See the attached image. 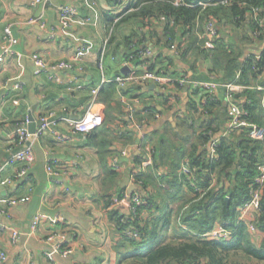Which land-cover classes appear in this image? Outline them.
I'll use <instances>...</instances> for the list:
<instances>
[{"label": "crops", "instance_id": "0c3cea01", "mask_svg": "<svg viewBox=\"0 0 264 264\" xmlns=\"http://www.w3.org/2000/svg\"><path fill=\"white\" fill-rule=\"evenodd\" d=\"M29 1L0 0V34L9 25L18 39L16 49L22 54L6 58L0 67V178L4 181L0 185V226L4 227L0 231V251L7 256L2 264H118L120 254L116 245L121 238L102 197L115 198L117 194L129 193L134 186L141 195L153 197L161 208L156 214L155 210L142 213L143 218L152 219L167 206L173 212L171 223L176 226L179 221L174 214L191 194L183 184L177 182L174 187L173 180L168 179L177 175L181 158L176 163L172 160L177 159L178 152L197 142L206 123L212 122L211 127L215 129L212 139L226 133V108L241 104L246 97L242 95L245 90L255 93L259 100L258 118L264 121V72L249 74L247 83L239 80L238 72L230 82L235 89L227 91L221 79L222 71L212 72L209 60L189 58V62L178 59L174 66H168V77L186 78L181 86L172 82L144 85L137 81L119 85L115 81L117 76H126L131 71L140 75L147 69L146 64H133L125 58L126 38L135 33L139 24L136 19H127L114 25L112 46L102 57V43L108 30L104 16L122 14L133 0L122 5L116 0H50L36 7H29ZM62 4L72 5L78 11L66 28L58 19L57 7ZM86 17L91 18L90 23H82ZM32 19L36 22L29 23ZM41 21L45 22V29L40 28ZM217 28L218 37L221 34L226 40L235 38V44L243 49L240 59L245 55L258 56L264 51V40L249 39L251 32L247 28ZM81 43L86 47L82 70L75 65L60 74L59 83L45 75L33 74L30 54H40L48 61L71 60ZM146 44L153 59L158 57L159 50L164 58L173 53L156 46L155 40H148ZM167 64L166 60L157 63L164 67ZM124 68L128 69L126 73L122 71ZM73 76L84 86L82 90L67 89L65 82ZM202 82L216 84L209 91L218 105L210 110L199 106L201 94H195L201 87L193 83ZM17 83L22 85L19 91L14 89ZM109 83H114L115 89L111 97H106L101 91ZM94 87L98 88L95 98L90 92ZM14 97H18L17 104L11 101ZM88 110L103 114V124L96 130L82 135L74 132L68 121L58 120L51 130L31 141L34 162L24 177L17 175L19 164L6 165V149L9 145L19 148L14 143L15 133L24 128L29 113L37 127L38 119L49 111L54 112V118L78 120ZM57 135L67 139L59 142ZM206 148L209 150V144ZM50 158L60 162L55 167V175L46 171ZM146 159L151 162L139 174L147 180L152 177V181L140 188L131 174ZM112 160L118 161L119 170L111 169ZM24 197L28 200L8 204L10 198ZM117 205L114 202L110 207L115 209ZM37 214L41 220L32 228L31 222ZM172 229L168 227L166 234L161 235L164 242L174 238ZM11 231L19 233L17 242L12 241ZM56 232L67 236L71 249L68 256L53 254L47 239ZM253 238L259 243L262 235L258 232ZM45 253L51 256L47 258Z\"/></svg>", "mask_w": 264, "mask_h": 264}, {"label": "trees", "instance_id": "16d2710c", "mask_svg": "<svg viewBox=\"0 0 264 264\" xmlns=\"http://www.w3.org/2000/svg\"><path fill=\"white\" fill-rule=\"evenodd\" d=\"M185 1L189 5L176 6L173 0H137L126 7L122 14H105L109 35L107 50L112 46L114 25L116 27L127 19H136L139 26L135 33L126 38L125 58L133 64H146L147 71L156 69L167 75L168 66H174L178 59L189 62V58H202L210 61L212 72L222 71L221 79L226 84L232 82L238 72L239 80L244 83H247L249 74L264 72V51L258 56L245 55L240 59L243 49L235 44V38L229 37L226 40L220 34L215 39L214 48L210 50L203 47L201 38L206 22L212 20L219 28H247L251 32L249 39L252 37L257 41L264 40L263 30L252 18L257 10L264 20V0H228L223 4L218 2L219 0ZM198 1L206 3V6H192ZM116 3L118 4L117 0ZM244 38L248 39V35ZM148 40H155L156 46H161L160 48L168 53L172 46H176L173 57L169 54L164 58L159 50L158 57L154 59L152 55L142 58L140 53L148 48L144 45ZM164 60L168 61L167 66L157 65L162 64ZM173 84L179 85L177 81ZM114 89L115 84L109 83L101 93L111 97ZM195 94H201L199 106L204 110L218 105L213 93L208 89L199 88L195 90ZM242 95L246 97L237 105L246 112L241 119L249 126L236 128L229 133L224 132L215 139L218 141L215 147L216 158H211L210 151L206 148L214 140L212 136L215 134V129L211 127L212 122H209L200 131L197 142L192 143L187 150L178 152L177 159L172 160V163H176L180 158L181 162L187 159L191 177L200 189L197 191L190 185L192 180H187L179 174V161L178 176L171 175L168 179L173 180L174 187H177V182L183 184L191 197L183 202L174 214L176 221H179L176 226L171 223L173 212L167 209V206L162 208V214L152 219L143 218L142 213L155 210L156 214L161 208L154 202L153 197L141 195L139 189L134 192L139 194L141 204L133 215H124L110 207L122 198L124 193L117 194L115 198L111 195L102 197L108 216L114 222L115 231L121 238L116 245L120 254L118 264H240L234 261L235 257L264 264V197L261 210L254 219L255 226L262 235L259 243L254 241L246 223L238 220V208L249 199V190L257 175V166L261 163L260 155L264 148L262 141L249 136L250 125L264 128L263 119L258 118L259 100L255 93L249 90H245ZM152 112L156 113L153 109ZM136 180L141 181V184L137 185L143 188L147 182L152 181V177L147 180L140 173ZM212 180L214 184L210 186ZM175 192L179 190L176 189ZM216 223L222 224L232 232L229 240H208L202 237L210 232ZM168 227H173L174 238L164 242L161 235L166 234ZM127 230H136L138 237L128 235Z\"/></svg>", "mask_w": 264, "mask_h": 264}, {"label": "built area", "instance_id": "2783aa9c", "mask_svg": "<svg viewBox=\"0 0 264 264\" xmlns=\"http://www.w3.org/2000/svg\"><path fill=\"white\" fill-rule=\"evenodd\" d=\"M50 0H30L28 5L29 7H36L38 5L48 4ZM127 0H117L118 4L122 5L123 2ZM137 0H133V3ZM228 0H219L220 3H226ZM174 5H189L185 0H173ZM192 6H206V3L202 1H198ZM58 19L62 27H69L71 25V21L77 17L78 11L72 5L62 4L57 7ZM260 12L255 11L252 15L254 21L258 24V26L263 30L264 33V20L259 16ZM119 19L116 18L114 22ZM36 22L34 19L30 20L29 23ZM91 18L86 17L83 19L82 23H90ZM45 22L41 21L40 28L45 29ZM218 37V28L214 21L209 20L205 24V30L202 34L201 38L203 39V47L205 49H213L215 45V39ZM109 35L103 40L101 56L103 57L107 53V45H108ZM18 45V39L12 33L11 27L6 26L2 33L0 34V67L6 58L16 56L21 57L22 54L16 49ZM85 45L81 43L77 49L76 54L71 60H57V61H48L40 54L32 53L28 56L29 60L33 65V74L37 77L41 75H45L50 81L59 83L61 81V73H66L74 68L75 65L78 66L79 70H82L81 63L83 62V54L85 52ZM173 52L176 50V46H172L171 49ZM142 58H147L152 55V51L148 48H145L141 53ZM115 81L118 82L119 85H124L129 81H137L144 85L148 83L162 84L164 82H172L177 81L179 85H183L186 82V78L183 76L180 79L173 80L168 77L160 70H153L143 72L138 75L135 72L131 71L126 76H117ZM65 85L69 90H82L84 86L79 82L76 76L70 77L66 80ZM193 85H198L204 89H212L216 86L215 83L211 82H202V83H193ZM227 91H233L235 89V85L233 83H228L224 85ZM16 91L22 89L21 83H17L14 88ZM91 94L95 98L98 93V88L94 87L90 89ZM13 104L18 103V97H14L11 99ZM228 114V124L226 128V133L231 132L234 129H238L240 127L249 126L245 120H242V116L246 114L237 104H230L227 109ZM54 112L49 111L46 115L41 116L38 119V125L34 133H29L28 124L29 121L26 120L24 123V128L18 129L15 133L14 143L16 146H19L18 149H14L13 145H9L6 149L7 151V159L6 165H16L19 164L20 167L17 171L18 176L24 177L30 165L34 162V153L31 146V141L40 137L45 131L51 130L53 126L56 125L58 120L68 121L71 125V129L79 134L87 135L96 130L103 124L104 117L100 112L95 111H86L81 119L78 120H69L68 118H54ZM251 129L249 131V136L258 141H262L264 143V128L258 127L256 125H250ZM67 139L64 135H57V140L59 142H64ZM217 140H212L209 143V151L210 157L216 158L215 147L217 145ZM151 162L150 159L144 160L140 164V168L134 173L131 174V178L134 183L137 181L136 176L139 174L142 168L147 166ZM60 165V162L56 158H50L46 164V171L49 175H55V167ZM111 169L117 171L120 169V165L117 160H112ZM257 175L254 177L253 185L249 190V199L244 202L238 208V220L246 223L248 230L252 233L253 236L258 235V229L255 226V216L261 210V201L264 197V148L261 154V163L257 166ZM179 174L185 176L187 180L190 181V185L194 187L197 191L200 189L197 186V182L193 181L194 178L191 177V170L188 168L187 159H183L180 164ZM10 181H5V183H9ZM4 183V181L0 178V185ZM136 183L141 184V181H137ZM214 184V180L210 183V186ZM28 198H10L8 200V204L13 205L18 202H25ZM115 203L117 204H127L130 214L133 215L137 212V208L139 204H141V200L139 198V194L136 192L132 193H124L122 198H120ZM41 220V215L37 214L33 221L31 222V227L35 228ZM4 227L0 226V231H3ZM126 233L128 235H132L134 237H138V232L134 230V232H130L127 230ZM232 232L225 228L222 224H217L210 232L202 235L204 239L208 240H229L232 236ZM11 238L13 242H17L20 238V235L17 231H11ZM51 243L52 252L56 255L68 256L71 252L70 244L68 243V238L64 233L56 232L53 233L47 239ZM45 256L49 258L51 256L50 253H45ZM7 256L4 251H0V264L4 263Z\"/></svg>", "mask_w": 264, "mask_h": 264}, {"label": "water", "instance_id": "95a60500", "mask_svg": "<svg viewBox=\"0 0 264 264\" xmlns=\"http://www.w3.org/2000/svg\"><path fill=\"white\" fill-rule=\"evenodd\" d=\"M122 71L126 73L128 71V69L127 68H124ZM153 87H154V85H153ZM28 121H29V124L27 126L28 127V131H29V133H34L35 130H36V123L34 122V119H33V116L31 115V113H29V115H28ZM134 189H136V187L133 186L131 188V190L129 191V193H132V191ZM115 210L120 211L124 215H129L130 214L128 205L125 204V203L124 204L117 205L115 207Z\"/></svg>", "mask_w": 264, "mask_h": 264}, {"label": "rangeland", "instance_id": "374dc122", "mask_svg": "<svg viewBox=\"0 0 264 264\" xmlns=\"http://www.w3.org/2000/svg\"><path fill=\"white\" fill-rule=\"evenodd\" d=\"M124 4V3H123ZM234 261L237 262V263H240V264H255L256 261H250L249 262H246V260H243L242 258L240 257H235L234 258ZM257 263V262H256ZM258 264H263V263H260L258 262Z\"/></svg>", "mask_w": 264, "mask_h": 264}]
</instances>
